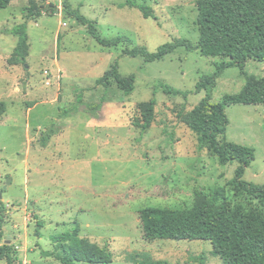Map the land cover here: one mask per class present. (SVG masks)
<instances>
[{
	"label": "rangeland",
	"instance_id": "rangeland-1",
	"mask_svg": "<svg viewBox=\"0 0 264 264\" xmlns=\"http://www.w3.org/2000/svg\"><path fill=\"white\" fill-rule=\"evenodd\" d=\"M38 1L43 14L32 20L29 0H13L0 10V102L7 105L0 121V249L9 247L12 264H61L43 253H55L54 238L79 225L80 237L106 249L112 264H132L139 253L169 264H223L210 242L146 241L141 212L190 210L199 193L214 197L222 190L219 203L260 206L235 197L231 183L239 164L221 166L210 151L200 150L197 133L179 115L206 97L195 92L201 78L230 60L183 48L153 63L124 55L140 46L154 53L176 39L197 44L198 0H138L152 8L155 19L135 8L120 9L128 0ZM66 2L103 39L124 36L132 43L103 48L88 25L71 18ZM25 22L30 56L13 66L18 38L8 31ZM116 62L121 77H135L128 97L115 81L108 88L98 85ZM248 75L264 78V62L250 60L244 71L227 69L212 101L240 93ZM163 84L190 94L184 99L159 90L156 122L142 134L134 127L138 107ZM79 94V113L63 117ZM88 109H100L99 119ZM227 116L222 141L255 150L244 180L264 185V105H233ZM54 125L58 134L43 147L41 138Z\"/></svg>",
	"mask_w": 264,
	"mask_h": 264
},
{
	"label": "trees",
	"instance_id": "trees-1",
	"mask_svg": "<svg viewBox=\"0 0 264 264\" xmlns=\"http://www.w3.org/2000/svg\"><path fill=\"white\" fill-rule=\"evenodd\" d=\"M13 0H0V10L8 9ZM120 9H138L146 19L154 18L151 7L128 0ZM65 9L72 19L89 26V34L103 48H116L131 44L124 36L103 39L93 22L87 20L78 11H71L69 3ZM197 26L200 39L193 44L186 39H176L161 46L151 53L146 47L126 50L124 55L131 58H143L147 63L163 61L168 56L183 48L189 52H200L204 57L229 59L222 63L213 75L204 76L196 86V93H206V97L191 111H181L182 122L197 133L199 149L208 150L221 166L238 163L235 178L231 183L235 197L258 201L260 206L246 208L243 204L231 207L226 201L219 203V196L214 197L199 193L195 205L190 210L145 209L141 212L144 238L148 242L157 240L206 241L213 246V255L223 264H264V185L249 183L244 180L247 169L255 160V150L246 146L223 142L230 124L227 109L233 105H264V78L247 76L242 91L235 95H225L221 102L214 103L212 94L217 80L229 68L239 67L245 70L250 60L264 62V0H198ZM43 9L38 0H29L28 20L41 17ZM51 15L50 12H48ZM29 24L25 22L8 31L18 38L17 47L9 60L13 66L26 64L30 56ZM112 81L124 92L133 94L135 77L123 78L119 73V63L98 81V85L108 88ZM163 90L167 96H182L187 99L189 92H183L163 84L155 89L154 98L139 105L141 117L134 127L142 134L151 130L156 122L158 101L156 94ZM104 103V102H103ZM84 105L83 95L77 97L74 109L63 113V117L75 116ZM99 110L88 109L99 119ZM7 113V105L0 102V121ZM56 125L48 129L41 138L43 147H47L51 138L58 133ZM224 196V195H223ZM55 239L56 252L43 253L46 258H54L61 264H112L111 254L104 248L80 237V226ZM9 247L0 249V261L9 260ZM132 264H169L168 261L154 260L148 254L139 253L132 257Z\"/></svg>",
	"mask_w": 264,
	"mask_h": 264
},
{
	"label": "water",
	"instance_id": "water-1",
	"mask_svg": "<svg viewBox=\"0 0 264 264\" xmlns=\"http://www.w3.org/2000/svg\"><path fill=\"white\" fill-rule=\"evenodd\" d=\"M8 184L11 185V181L8 180ZM0 198H2V195L0 194Z\"/></svg>",
	"mask_w": 264,
	"mask_h": 264
}]
</instances>
